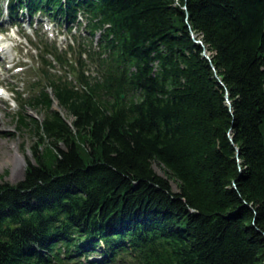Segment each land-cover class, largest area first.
<instances>
[{"label":"trees","instance_id":"16d2710c","mask_svg":"<svg viewBox=\"0 0 264 264\" xmlns=\"http://www.w3.org/2000/svg\"><path fill=\"white\" fill-rule=\"evenodd\" d=\"M2 3L89 40H38L18 96L45 113L18 114L35 140L0 182V264H264V0Z\"/></svg>","mask_w":264,"mask_h":264},{"label":"rangeland","instance_id":"374dc122","mask_svg":"<svg viewBox=\"0 0 264 264\" xmlns=\"http://www.w3.org/2000/svg\"><path fill=\"white\" fill-rule=\"evenodd\" d=\"M0 5L1 8L4 7L3 3ZM4 15L5 13H0V37H2L0 44L4 46V50L0 52V182L15 183L23 176L26 160L31 159L30 146L35 140V135L30 130L18 125V114L24 115L26 120L35 118L41 121L45 113L42 108L28 106L24 101L33 94L30 82L36 75L42 74V61L39 56L42 47L38 40L54 43L56 47L64 50L68 44L76 48L78 43L85 44L89 39L86 37L87 33L84 32L83 24L73 29L72 32L76 35L74 40L67 28L50 22L44 16H35V31H33L30 29L33 26L29 28L26 17L21 16L20 23L14 26ZM77 29L82 35L81 38L77 35ZM97 38L98 33L92 40L93 46H96ZM34 47L37 50L33 49ZM67 58L73 59V56L69 53ZM12 63H15V66L10 68ZM86 63L85 73L94 74V66L89 60ZM25 64L31 69L24 71V67H19ZM49 71L54 72V69ZM39 83H42V79ZM48 91L53 97L51 90L48 89ZM20 93L24 100L19 98ZM52 109L59 110L63 117H67L66 112L58 106L55 99ZM14 156H22L23 161L18 160L14 164L8 160L14 159ZM154 169L157 173L164 175L160 167L154 165ZM170 182L172 189L177 190L175 183Z\"/></svg>","mask_w":264,"mask_h":264},{"label":"bare ground","instance_id":"6f19581e","mask_svg":"<svg viewBox=\"0 0 264 264\" xmlns=\"http://www.w3.org/2000/svg\"><path fill=\"white\" fill-rule=\"evenodd\" d=\"M3 50H4V46H1V44H0V52ZM8 160L12 161L15 164L16 162H18V160L22 162L23 157L22 156H14V159L10 160V158H9Z\"/></svg>","mask_w":264,"mask_h":264},{"label":"water","instance_id":"95a60500","mask_svg":"<svg viewBox=\"0 0 264 264\" xmlns=\"http://www.w3.org/2000/svg\"><path fill=\"white\" fill-rule=\"evenodd\" d=\"M192 37L194 38V34H193V33H192ZM194 39H195V38H194ZM195 41L203 46L201 40H199V39H195ZM203 55H204L206 58L210 59L209 54L207 53L206 50L203 51ZM227 103H228V105L230 106V102H229L228 99H227Z\"/></svg>","mask_w":264,"mask_h":264}]
</instances>
